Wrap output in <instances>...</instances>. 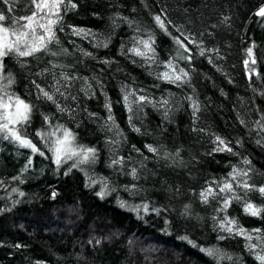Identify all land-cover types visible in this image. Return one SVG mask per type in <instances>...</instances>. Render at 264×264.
<instances>
[{
	"label": "trees",
	"instance_id": "obj_1",
	"mask_svg": "<svg viewBox=\"0 0 264 264\" xmlns=\"http://www.w3.org/2000/svg\"><path fill=\"white\" fill-rule=\"evenodd\" d=\"M73 2L62 12L63 31L57 26L59 44L49 45L56 55L4 59L14 77L8 91L33 106L27 138L45 155L0 137V264H258L245 239L217 223L227 215L264 230V212L246 215L236 201L223 212L219 196L205 203L200 193L231 181L233 168L248 171L237 181L264 186V18L256 15L264 0ZM32 10L30 0H0L9 22ZM150 37L151 59L130 51H145L137 42ZM169 62L187 76L163 79L173 74ZM128 92L151 102L129 111ZM49 124L94 147L95 162L58 167L35 135ZM217 138L232 152L220 150ZM246 199L264 206L257 191ZM208 248L225 258L201 251Z\"/></svg>",
	"mask_w": 264,
	"mask_h": 264
},
{
	"label": "snow or ice",
	"instance_id": "obj_2",
	"mask_svg": "<svg viewBox=\"0 0 264 264\" xmlns=\"http://www.w3.org/2000/svg\"><path fill=\"white\" fill-rule=\"evenodd\" d=\"M30 3L33 7L30 15L19 17L10 22L3 13H0V137L11 139L19 146L30 149L34 154L38 153L39 155L44 156V151H41L31 139L27 138V132L24 127L29 124L31 120L33 106L30 102L22 99L19 95L8 91L14 83V77L10 72L5 74L4 59L9 55L15 57H30L40 52H51L49 45L53 43L57 45L59 44L56 31L57 26H59L60 31H63L62 12L66 14L70 9H75L77 5L73 0H30ZM256 15L264 18V7H261ZM155 20L158 26L166 31L165 24L160 17H155ZM73 33L85 36L94 35L90 32H85L84 29L76 28H73ZM137 43L142 45L145 51H142L140 47H133L130 51L136 56L151 59V57L148 56V53L155 52V49L152 47L154 41L151 40V37L149 40H139ZM176 43L181 47H184L185 51H187L186 46L179 40V38L176 39ZM102 46H106V44H103L102 42ZM51 54L56 55L55 52H51ZM201 54H203V52H201ZM248 54L249 56H252L251 48L248 49ZM185 59H189V57H185ZM252 62L255 63V60ZM166 67L171 68L173 74L166 71L162 74V78L169 82L181 81L182 76H187V73L183 72L182 69L180 70L181 74H174L176 70L171 62H169ZM37 87L39 88V85H37ZM39 90L43 97L55 103L53 96L50 95L49 92L42 88ZM130 96H135V93L128 92L123 97L125 104L128 105L129 111H131V105L134 102L137 104H142L146 100L149 103L151 102L145 96L136 97L135 101L130 100ZM164 103L166 104L167 101H164ZM193 108L194 110H198V106L195 103L193 104ZM44 119L47 123L48 117H45ZM109 119H112V117L110 116ZM113 123L115 122L113 121ZM48 127V131H37L35 135L40 138L47 150L52 153L53 162L58 167L62 162L67 163L68 161H73V164L70 167H78L79 165L95 162L96 149L94 147H87L78 144L76 142V135L63 125H56L53 128L52 125L49 124ZM135 130L139 131V129ZM217 140L219 144L224 145L220 150L232 152V149L225 144L224 140L220 138H217ZM149 151L156 152L157 150L149 146ZM122 159L123 158L120 160H113L112 163H121ZM28 163L29 165L31 164V159H29ZM244 163L250 164L251 162L245 160ZM131 174L133 178H135L136 170L133 169ZM229 176L231 177V181L223 180L219 184H216L215 188L209 186L202 191L200 193L202 201L207 203L209 197L216 198L219 196L222 201L220 211L226 212L232 202L236 201L241 203L243 212L246 215L261 218V213L264 212V206L253 204L246 199V197L251 191H257L261 195H264V186L257 188L254 185L249 184L246 179L237 181V177L248 176L247 170L233 168L232 172L229 173ZM232 181H237L235 188ZM237 189H243V195H240L237 192ZM106 190L105 185V188L100 191L98 195L103 197L106 194ZM20 195H23V193L21 192ZM136 210H139V208ZM144 210L147 211V205H144ZM217 227L220 231L225 232L230 236L243 237L246 241V248L255 255L258 264H264V254H262L264 253V235H261L264 230L260 228L251 230L245 229L242 225L238 224V221L234 217L230 218L227 215L220 218ZM254 233L256 235H253ZM219 238L224 239L225 237L221 236ZM183 239H187V237H184ZM254 239L258 243H252ZM189 243L192 242L189 241ZM258 247L261 249L260 252L255 251ZM201 251L209 256H216L219 259L225 258L226 255L221 253L218 248L201 249ZM231 258V256H227V259Z\"/></svg>",
	"mask_w": 264,
	"mask_h": 264
}]
</instances>
